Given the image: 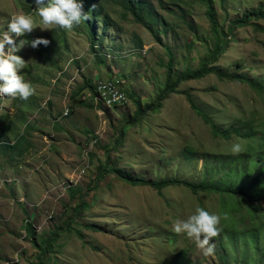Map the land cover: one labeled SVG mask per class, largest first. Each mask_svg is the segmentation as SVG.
Here are the masks:
<instances>
[{"label":"rangeland","instance_id":"rangeland-1","mask_svg":"<svg viewBox=\"0 0 264 264\" xmlns=\"http://www.w3.org/2000/svg\"><path fill=\"white\" fill-rule=\"evenodd\" d=\"M147 1L160 20L156 31L162 43L110 3L105 7L109 31L101 45H94L99 48L95 54L106 58L98 64L90 36L80 23L65 31L57 26L41 30L44 25L33 11L34 1L0 0V31H7L12 16L31 12L34 29L16 39L49 40L42 48L26 44L15 53L26 62L20 71L31 83L32 95L23 101L0 94L2 142L13 144L23 137L19 148L0 151V264H39L41 259L44 264H163L167 259L183 258L187 249L194 264H220L215 240L210 241L215 245L214 255L205 257L190 238L174 232L172 225L196 207L217 214L219 227L226 225L224 216L231 211L223 208L224 196L194 194L184 185L159 192L132 185L114 173L98 179L100 166L109 161L138 177L196 182L203 178L200 167L209 154L221 159L261 142L216 137L191 106L185 92L222 129L232 128L238 119L252 118L258 129H264L263 99L251 85L213 74L181 83L179 92L171 94L159 112L128 124L137 99L148 105L165 89L170 55L176 76L196 70L214 44L207 7L200 0ZM263 2L212 0L220 32ZM258 23L263 30L249 26L234 31L217 66L253 79L264 77V18ZM96 31L98 38L102 35L98 22ZM237 64L243 67L239 70ZM109 79L126 91V102L107 105L96 85L99 97L95 89L80 91L87 81L94 84ZM121 128L124 135L114 143ZM233 143L240 144L238 153L231 151ZM186 148L198 153L196 164L188 162L192 167L180 162ZM72 189L81 192L71 193ZM84 193L89 208L77 215L75 209ZM256 206L264 210V201ZM243 225L244 221L239 230H245ZM261 239L264 243V236ZM45 241L51 245L46 255L42 251Z\"/></svg>","mask_w":264,"mask_h":264},{"label":"trees","instance_id":"trees-1","mask_svg":"<svg viewBox=\"0 0 264 264\" xmlns=\"http://www.w3.org/2000/svg\"><path fill=\"white\" fill-rule=\"evenodd\" d=\"M31 1L34 0H28V2ZM200 1L207 7V15L214 35L213 46L208 49V54L201 60L196 70H187L176 76L173 75V56L170 55V61L167 64L168 70L165 89L159 93L157 100L148 105H141L140 100L137 99L136 112L133 119L129 121L128 124L140 122L148 113L159 112L163 107V102L167 100L171 94H177L179 92L178 87L181 83L191 80H202V78L212 74L216 75L221 80L227 79L251 85V88L261 96L264 104V77L253 79L243 72L236 70L232 72L228 71L227 68L225 69L217 66V63L224 56L229 47L228 38H234L232 35L236 29L245 30V28L249 26H254V30H263L258 21L264 18V2L258 9L244 13L241 17L230 22V27L220 32L218 22H216L213 16L214 5H212V0ZM110 3L120 7L124 12L123 16H132L133 20L137 24L144 26L159 44L162 43L156 31V27L160 24V20L157 19L154 7L152 4H149L147 0H82L83 11L89 13L90 19L88 21H81L80 26H84L90 36L91 50L98 64L104 63L106 58L95 54L99 48H95L94 45L103 42L102 37L96 38L95 26L97 21L98 23L100 22L104 6ZM104 16L106 19H103V23L106 26H104L103 32H107L109 30L107 23L110 21V17L108 13L104 14ZM187 25L191 27V22H188ZM60 35L61 34L56 33L55 37L60 39ZM45 54L46 53H42L41 55L45 56ZM242 67V64L236 65V68L239 70ZM95 85L96 83L93 84V82L87 81L80 91L85 88H90L93 91ZM94 93L98 96L96 90H94ZM184 94L191 106L203 116L208 124H210L212 133L216 137H221L225 140H231L233 137L248 141L261 139V142L256 147L249 145L247 150L241 154L227 155L221 159L209 154L202 167H200L203 178L196 182L191 180L188 181V179H180L178 177H163L159 179H147L143 176L138 177L114 167V164H111L109 161L106 165L100 166L98 179L103 180L106 175L114 173L117 177H120V179L132 185L148 186L159 192L169 187L184 185L189 187L194 194L200 192L214 193L221 198L224 196L226 201H224L225 205H223V208L232 213L227 212L224 216L226 225L220 227V232L222 233L212 238V240H215L219 245L215 253L217 259L220 261V264H264V243L261 239V237L264 236V210H260L256 206L264 201V129H258L255 118L238 119L236 125L232 128L222 129L207 113L198 108L189 93L185 92ZM72 97L76 100L75 94H73ZM27 126L28 124L26 127ZM124 131V128H121L114 143H119L121 141ZM21 139H23L22 136L11 144L9 142H2L0 138V151L5 152L6 150L19 148L18 144ZM180 158V162L187 167L193 166L189 165L188 162L196 164L199 159L198 153L188 148L181 153ZM96 186H98V184ZM79 192H81L80 189L71 190V193L77 194ZM84 195L85 193L81 194V202L75 209L77 215L80 214L82 210L89 208V204L83 198ZM243 221V229L245 230H239ZM67 227L70 228V225H67ZM236 228H238V230ZM27 230L31 233L33 232L31 224H28ZM76 233L79 237L84 238L82 231L77 230ZM54 236L57 237L59 234L55 233ZM43 245L42 251L44 255H46L51 245L46 241ZM190 252L191 250L187 249L185 252L186 255L183 258L177 259V261H175V259H167L163 264H194L189 257ZM39 264H44L42 259Z\"/></svg>","mask_w":264,"mask_h":264},{"label":"clouds","instance_id":"clouds-1","mask_svg":"<svg viewBox=\"0 0 264 264\" xmlns=\"http://www.w3.org/2000/svg\"><path fill=\"white\" fill-rule=\"evenodd\" d=\"M34 3L33 8L35 9L33 11L44 25L41 30L53 26H57L63 31L66 29L70 30L74 27V24L90 19L89 13L83 11L82 0H34ZM105 7L98 23L102 27V35L99 34L102 39L105 34L103 28L106 26L103 23V19H106L104 16L106 14ZM107 26L109 28V22ZM33 29L34 18L32 13L28 12L12 16L8 20L7 31H0V94H7L12 97L18 96L21 100H26L32 95L33 87L30 82L23 78V73L20 71L26 62L15 53L26 44L33 49L37 46L42 48L40 45L47 46L49 44V40L43 37L31 40L30 36V38L25 36L27 41L16 39L22 36L23 33L31 32ZM96 34H98V31H96ZM240 150L241 146L239 143L231 145L233 153H238ZM219 219L217 214L210 213L202 207H196L185 219L176 220L172 225V230L176 233H183L190 238L196 247L201 250L202 255L207 257L214 255L215 245L214 242L210 241L221 230Z\"/></svg>","mask_w":264,"mask_h":264},{"label":"bare ground","instance_id":"bare-ground-1","mask_svg":"<svg viewBox=\"0 0 264 264\" xmlns=\"http://www.w3.org/2000/svg\"><path fill=\"white\" fill-rule=\"evenodd\" d=\"M111 80L112 79H109L105 82H96L97 91L101 95L102 100L105 101V103L109 106L110 105H117L120 102L121 103L126 102V98L128 100V97H127L126 93L124 92V90H121V87L119 86V84H117L116 82L113 81L114 87H117L118 98H114L113 95L111 94L110 90H108L104 86V85H111L110 84ZM95 90H96V87H95Z\"/></svg>","mask_w":264,"mask_h":264},{"label":"built area","instance_id":"built-area-1","mask_svg":"<svg viewBox=\"0 0 264 264\" xmlns=\"http://www.w3.org/2000/svg\"><path fill=\"white\" fill-rule=\"evenodd\" d=\"M111 85H104L108 90H110L111 94L113 95L114 98H118L117 95V87H114L113 84V79L110 81Z\"/></svg>","mask_w":264,"mask_h":264}]
</instances>
